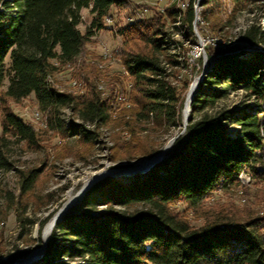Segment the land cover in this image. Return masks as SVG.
I'll use <instances>...</instances> for the list:
<instances>
[{"label":"trees","instance_id":"trees-1","mask_svg":"<svg viewBox=\"0 0 264 264\" xmlns=\"http://www.w3.org/2000/svg\"><path fill=\"white\" fill-rule=\"evenodd\" d=\"M230 1L236 7L226 20L218 15L221 0L203 1L201 17L212 31H221L233 17L234 8L241 9L249 2ZM128 2L0 0V86L8 77L4 95L17 100L33 93L50 128L79 134L89 145L96 141L98 127L107 124L116 109L119 115L114 119L129 115L125 121L140 122L146 131L150 123L164 133L175 127L180 130L183 97L169 77L182 61L167 45L166 30L168 21L179 28L175 23L179 9L174 5L164 12L138 5L151 7V16L117 25L121 41L112 54L119 58L123 73L106 75L108 95L102 97L96 89L100 69L95 60L99 56L87 43L96 42L93 36L97 30L112 29L104 23V16L111 15L112 8H127ZM83 9L91 18L81 31L78 25ZM194 16L190 1L179 22L187 25L185 32L192 37ZM242 38L255 44L264 40V30L250 24ZM224 47L209 51V55H218L196 87L185 130L162 158L128 179L107 176L96 183L53 226L42 255L29 264H264V214H239L227 205L215 206L205 211L199 227H193L173 208L177 202L201 207L216 189L237 185L243 170L252 178L264 177V54L256 50L252 58L241 59L226 51L229 46ZM70 65L71 76L85 86L79 95L61 92L49 81L52 78L54 82L52 76ZM211 85L210 89L203 87ZM239 89L256 98L255 108L218 106L228 93ZM115 90L125 100L116 101ZM62 108L77 111L83 123L66 125ZM0 123V170H8L12 168L10 142L32 147L38 144L37 133L31 123L5 105L0 109ZM231 125L236 129L231 130ZM113 146L116 150L111 159L120 149L127 158L138 159L160 147L150 146L147 135L135 132ZM19 172L21 192L31 190L39 171ZM46 219L43 217L40 225ZM26 252L6 253L0 256V264L16 261Z\"/></svg>","mask_w":264,"mask_h":264},{"label":"rangeland","instance_id":"rangeland-1","mask_svg":"<svg viewBox=\"0 0 264 264\" xmlns=\"http://www.w3.org/2000/svg\"><path fill=\"white\" fill-rule=\"evenodd\" d=\"M190 1H193L195 13L194 37L187 35L185 32L187 25L179 22V17L183 15L187 3ZM203 1L129 0L128 7L125 9L112 8L110 12L112 22L104 23L108 27L113 28L97 30L93 36L96 42L87 43V48L99 56L96 58L95 63L100 69V74L96 77L95 85L100 95L102 97L106 96L105 91H107V95L109 93L107 74L123 73V67L118 57L113 56V54H102L105 50L112 53V50L120 43L121 36L116 32L117 25H124L130 20L146 18L153 13L151 7L138 5L155 6L160 12H164L169 5H174V7L179 9L178 20L175 22L177 25L179 24V28L172 25L173 21H168L166 30L170 40H168L167 45L171 47L172 51L178 52V58L182 61L174 76L169 77L171 83L176 86L183 97L181 120L184 100L192 82L196 79L198 86L202 81V76L210 69L213 58L218 55L217 52L209 55V51L212 48L225 46L222 49H226L229 46L231 49L226 51L237 54L241 59L252 58L254 56L252 52L256 50L264 54V40H258L255 43V50H253L250 44H247L248 42L242 38L243 31L250 24H254L259 30H264V0H249L248 4L243 8L238 9L240 8L238 6L237 9L234 8L233 17L226 22L221 31H212L207 21L202 19ZM184 2L186 3L185 7ZM221 3L218 15L223 20H226L232 14L233 7L236 6L230 0H221ZM213 10L217 11L216 8H213ZM211 12L207 14L209 17H212ZM81 14L82 18L78 27L81 31H84L89 25L91 17L86 9H83ZM212 38L218 44H212ZM175 42L177 46L174 47ZM201 42L204 43L202 46L203 50H199ZM262 59H264V56H262ZM72 68L73 66L70 65L63 71L53 75L54 82L51 81V84L65 91H73L77 88V94L75 95H79L85 90V86L81 79L71 76L70 71ZM7 84L8 77L6 76L0 86V109L5 105L24 121L31 123L36 130L38 139V144L32 147L26 146L24 142L11 141L8 155L12 162V168L0 170V252L4 253L0 254V256L5 257L6 253L27 249V252L16 261L22 260L27 253L39 246L45 222L66 199L68 192L80 186L82 177L85 174H90L98 169L126 166L144 157L129 159L124 154L123 149H120L116 158L111 159L110 154H115L116 148L114 146L112 148V145L116 140H128L131 137V133L135 132L140 136L147 135L150 146L160 145L158 147L159 150L172 136L178 135L182 128L180 130H178V127L171 128L169 133H164L159 129H154L152 123H150L146 131L141 129L142 124L140 122L132 121L128 123L125 121L129 115L121 119L116 118L119 120L116 121L114 118L119 115V109H116L107 124L98 127L97 139L93 144L89 145L79 138V134H62L50 128L47 114L39 109L33 93L17 100L5 96L4 91ZM203 87L210 89L213 85ZM248 93L243 89L230 92L218 102V106L224 105L232 109L238 105H253L252 108H255L258 101L256 98L249 96ZM114 96L116 101L123 100V95L117 90L114 91ZM69 109L62 108L60 112L65 124L83 123L78 117L77 111L71 113ZM36 110H39V118L42 119L43 123L37 120V115H32V112ZM86 126L90 129L93 128L91 124H86ZM230 128L234 130L236 126L231 125ZM1 130L0 123V134ZM31 168L39 171L38 177L33 188L22 193L20 190L21 173L19 170L27 171ZM244 175L249 177V180L244 179V181L249 182L243 183V181H239L235 186L216 189L199 208H192L185 202H177L173 205V208L181 215H184L193 227H199L205 220L207 213L205 211L215 206L227 205L239 214L252 213L253 215H262L264 214V177L252 178L251 174L246 170H244ZM107 176L109 175L105 177ZM105 177L93 181L83 192L82 197ZM129 177L120 178L128 179ZM101 208H103V205L100 206ZM45 216H47V219L40 225L39 221Z\"/></svg>","mask_w":264,"mask_h":264},{"label":"bare ground","instance_id":"bare-ground-1","mask_svg":"<svg viewBox=\"0 0 264 264\" xmlns=\"http://www.w3.org/2000/svg\"><path fill=\"white\" fill-rule=\"evenodd\" d=\"M110 21L112 22V16L111 15H105L104 16V22L105 23H111ZM130 22H132V21H130ZM255 47L256 46H251V49L255 50ZM51 80H52V78L49 79L50 82H51ZM197 83L198 82H197L196 79L192 82L191 87H190V89H189V91L187 93V96H186L185 100H184V104H183V108H182V120H181L182 122H181V124L184 122L185 116H186L187 112L189 111L188 109H189V106H190V97H191V94H194L196 86H197ZM59 90H61V89H59ZM147 163H148V157H145V158L137 160L134 163L132 168L141 169L144 166H146ZM103 171H105V169H98V170H96V171H94V172H92L90 174H85L82 177V182H81L80 186L77 189L68 192V195H67L66 199L57 208V210L54 212V214L45 222V224L43 226V229H42V232H41L39 246L36 247L35 249L31 250L29 253H27L24 258H27V259L31 258V256L36 254L41 248H43L45 246L46 241L48 240V235L50 234V231H51V229L53 227L54 218L60 216L61 214H64L66 206L72 200L80 197L83 194V192L88 188V186L93 182V180L98 178L103 173ZM240 173L238 174V177H239ZM244 179L245 180H249L248 175H247V177H246V175H244Z\"/></svg>","mask_w":264,"mask_h":264},{"label":"water","instance_id":"water-1","mask_svg":"<svg viewBox=\"0 0 264 264\" xmlns=\"http://www.w3.org/2000/svg\"><path fill=\"white\" fill-rule=\"evenodd\" d=\"M194 97V94H191V97H190V103L192 101ZM190 111V106H189V109ZM189 111L187 112L186 116H185V119H184V122L182 123V128H181V131L178 133H182L184 130H185V126H186V123L188 121V118H189ZM177 137V135L175 136H172L168 142L166 144H164L162 146L161 149H159L158 151L154 152L153 154L149 155V156H144L142 158H145V157H148V163L146 164V166H144L143 168L141 169H134L132 168L134 163L133 162L132 164H128L126 166H118V167H113V168H106L105 171H103V173L98 177L96 178L95 180H98L102 177H105L106 175H109V176H120V177H131L137 173H143L144 171L148 170L151 166H153L156 162H158L162 156L164 155V153L168 150V148L172 145L173 141L175 140V138ZM140 158V159H142ZM139 160V159H138ZM93 180V181H95ZM83 195V194H82ZM82 195L74 200H72L65 208V211H64V214L67 212V210L71 207H73L75 204H77L81 198H82ZM64 214H61L60 216L58 217H55L54 220H53V225H55L56 223H58L62 217L64 216ZM50 234L48 235V238H49ZM45 247V246H44ZM44 247L41 248L36 254H34L33 256H31V258L27 259V258H23L22 260L20 261H14V262H11V263H8V264H29L33 259L39 257L42 255L43 251H44Z\"/></svg>","mask_w":264,"mask_h":264},{"label":"built area","instance_id":"built-area-1","mask_svg":"<svg viewBox=\"0 0 264 264\" xmlns=\"http://www.w3.org/2000/svg\"><path fill=\"white\" fill-rule=\"evenodd\" d=\"M186 6V3L184 2V7ZM131 21V20H130ZM111 22V21H110ZM194 23H195V18L193 19V21H192V26H194ZM212 44H214V45H216V44H218L216 41H215V39L214 38H212ZM203 42H201V48H199V50H203ZM247 44H249V43H247ZM250 46H256V44H250ZM102 54H107V55H112V53L111 52H108V51H104V53H102ZM79 85V84H78ZM77 85V86H78ZM61 92H65V93H72V94H77V88H75L73 91H62V90H60ZM105 94L107 95V91H105ZM125 96L123 95V100H125ZM32 115H37V120H40L41 121V123H43V121H42V119L41 118H39V110H36V111H33L32 112ZM238 181H243V183H247V182H249V181H244V170L243 171H241V173H240V175H239V177H238Z\"/></svg>","mask_w":264,"mask_h":264}]
</instances>
